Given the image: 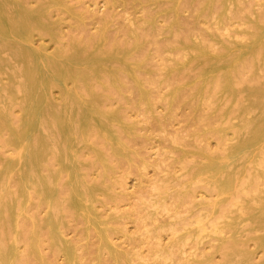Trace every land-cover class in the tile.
Listing matches in <instances>:
<instances>
[{
    "label": "bare ground",
    "instance_id": "1",
    "mask_svg": "<svg viewBox=\"0 0 264 264\" xmlns=\"http://www.w3.org/2000/svg\"><path fill=\"white\" fill-rule=\"evenodd\" d=\"M36 1L0 0V144L11 150L0 166V264H26L29 256L45 263L46 248L64 264H81L66 233L67 212L80 215L87 229L97 232L101 249L116 264H142L111 237L96 204L105 191L89 176L98 162L108 167L109 156L127 152L122 132L133 127L117 108L102 104L99 94L104 84L117 86L128 75L145 96L141 64L134 57L137 43L106 48L98 39L84 48L71 41L52 53L38 51L32 35L50 31L54 2ZM250 2L204 0L211 24L183 45L179 58L159 67L157 88L171 86L176 78L169 82L168 77L177 69L172 97L181 84L200 79L192 95L218 115V144L186 151L199 154L200 162L187 170L179 192L201 207L182 219V233L169 244L155 243L156 256L165 254L158 264H170L177 254L191 264H264V14ZM175 35L172 39L180 36ZM68 81L74 86L68 88ZM83 149L92 157L82 158ZM199 188L207 195L196 201ZM190 237L197 243L208 240L219 260L187 255Z\"/></svg>",
    "mask_w": 264,
    "mask_h": 264
},
{
    "label": "rangeland",
    "instance_id": "2",
    "mask_svg": "<svg viewBox=\"0 0 264 264\" xmlns=\"http://www.w3.org/2000/svg\"><path fill=\"white\" fill-rule=\"evenodd\" d=\"M53 2L49 8L50 31L32 35L38 51L52 53L58 46L68 48L71 41L80 42L84 48L98 39L106 48L128 47L137 43L135 53L139 54L134 53V57L141 64L138 69L141 76L137 74L144 80L145 96L128 75L123 76L117 86L104 84L99 94L102 104L117 108L124 122L133 127L128 134L122 132L127 152L109 156L108 167L98 162L89 176L105 191L96 199V204L108 223L113 240L132 258L143 260L142 264H158L165 254L156 256L154 252L158 249L155 243L169 244L173 237L182 233V219H190L201 207L179 192L183 182L188 180L187 170L200 162L199 154L187 156L186 151L200 145L215 148L218 144L215 131L218 115L206 111L192 95L200 79L191 78L181 84L172 97L170 90L177 85V69L172 68L168 77L169 82L171 77L176 78L170 83L173 87L166 83L157 88L162 79L159 67L167 63L168 58L171 61L179 58L176 55H181L182 52L178 54V51H182L183 45L205 32L206 25L211 24L210 8H205L204 0H176L177 5L174 0ZM250 3L264 14V0H251ZM173 31L178 35L180 31L181 35L172 39L177 36ZM107 42H110L108 46ZM73 86L68 81L67 87ZM53 92L54 98L60 96L58 88ZM14 114H18L17 109ZM10 151L0 144V166L2 156ZM80 156L89 159L92 154L83 149ZM155 185L166 186L158 190L160 187ZM205 195L207 192L199 188L195 200L199 201ZM154 203L157 208L151 207ZM148 204L150 207L146 208ZM38 212L42 215L44 210L39 209ZM65 216L66 233L77 246L81 264H116L114 256L101 249L97 232L93 228L87 229L80 215L67 212ZM169 227L176 232H171ZM194 242L192 237L188 239L187 255L209 254L214 262L219 260V254L208 240ZM43 257L45 263L29 256L26 264H64L63 257L53 254L49 248L43 249ZM255 257L259 258L260 254ZM182 263L191 264V261L185 257L181 260L177 254L170 262Z\"/></svg>",
    "mask_w": 264,
    "mask_h": 264
}]
</instances>
